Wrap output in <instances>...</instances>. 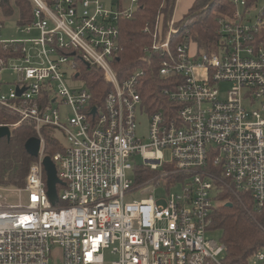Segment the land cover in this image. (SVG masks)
<instances>
[{"label": "built area", "instance_id": "obj_1", "mask_svg": "<svg viewBox=\"0 0 264 264\" xmlns=\"http://www.w3.org/2000/svg\"><path fill=\"white\" fill-rule=\"evenodd\" d=\"M30 1L25 38L5 39L0 20V79L15 82L0 92V109L19 115L14 127L34 124L42 145L24 187L0 186V264H55L58 249L61 264H227L225 244L207 236L222 197L247 201L264 219V0H231L239 10L218 19L219 39L208 50L188 31L181 37L178 0L173 13L146 25L144 53L161 59L171 103L155 112L141 95L145 69L125 79L115 69L124 51L120 23L133 19L138 0ZM81 63L104 73L111 89L102 100ZM222 83L230 85L223 97ZM58 99L73 112L66 122L53 107ZM141 118L149 121L147 143L137 133ZM45 129L67 141L51 157L61 181L56 204L43 166ZM137 156L144 165L133 166ZM139 173L151 178L138 184ZM167 177L183 188L166 204L151 193L126 201ZM249 264H264V250Z\"/></svg>", "mask_w": 264, "mask_h": 264}, {"label": "trees", "instance_id": "obj_2", "mask_svg": "<svg viewBox=\"0 0 264 264\" xmlns=\"http://www.w3.org/2000/svg\"><path fill=\"white\" fill-rule=\"evenodd\" d=\"M47 1L51 5L54 0ZM138 1L139 8L133 19L120 23L124 51L115 63V69L119 72L120 79H125L137 69H145L141 95L147 111L155 112L168 109L171 103L163 96L167 82L159 76L161 59L157 54L144 53V48L151 43V35L144 31L148 23L156 21L160 14L170 11L173 0ZM213 1L214 4L211 5ZM247 1L252 4L256 0ZM13 6L19 10V24L27 25L33 21V3L30 0H0V10L6 17L13 15ZM235 10L231 0H193L189 14L183 17L179 24L180 27L184 25L181 37L188 31L201 49L208 50L219 39L218 19L224 15H232ZM80 71L91 93L102 100L111 89L102 70L81 63ZM19 121V115L7 109H0V125L12 126ZM11 131L10 139L0 141V186L21 188L25 186L30 167L35 161L25 145L31 138L36 137L37 133L34 124L28 122L12 127ZM45 139L48 156L53 157L57 151L63 149L51 136ZM149 178V173H139L136 182L139 184ZM222 201L225 203L215 212L212 228L222 233L221 242L227 248L226 262L249 264L251 258L264 250V219L247 201L243 205L238 204L228 194L222 197Z\"/></svg>", "mask_w": 264, "mask_h": 264}, {"label": "rangeland", "instance_id": "obj_3", "mask_svg": "<svg viewBox=\"0 0 264 264\" xmlns=\"http://www.w3.org/2000/svg\"><path fill=\"white\" fill-rule=\"evenodd\" d=\"M100 3L108 5L109 0H96ZM255 3V2H254ZM254 3L249 5H253ZM192 4L191 0H178L176 5V12H175V18L182 17V15L190 8ZM239 10V7L236 8ZM14 13L10 17H7L4 19V25L5 29L3 32V35L7 39H18V38H25L24 35L20 33V27H19V20H20V13L16 6H13ZM187 14L184 15L187 16ZM3 15L0 13V18H2ZM228 15H224L222 18H226ZM3 19V18H2ZM37 32L33 33V36H35ZM191 53H194L196 50L195 44H192L190 47ZM1 89L0 92L4 94H9L10 90L15 85V82L13 81L14 78L6 77L3 75L1 77ZM228 83H222L220 84V88L222 90V97L225 96L226 90L229 88ZM53 107L59 108L61 110V116L64 119L70 118L73 116V112L69 107H67V104L62 102V99H58L57 103H53ZM148 127H149V121L148 118H141V125L138 127V136L143 139L145 143H147V133H148ZM45 137H52L54 138L58 144H60L62 147L67 144V141L65 139L64 134L59 130L54 129H45L44 131ZM165 156L167 160L170 158V152H166ZM133 166H142L144 165V160L141 156H137L132 161ZM158 176V175H157ZM156 176V177H157ZM129 177L133 180H135L134 174L132 172L129 173ZM182 185H179L177 182V179L175 177H167L162 178L156 181L155 184L152 186L146 187L144 189L138 190L134 195H129L126 198L127 202H132L134 200H141L142 198H145V196L149 195L150 193L154 195L155 199L160 202V204H166V200L171 196V194H180L182 192ZM153 190V192H152ZM225 202V201H224ZM207 236L209 239L214 241H221L222 233L220 230L210 229L208 230ZM220 243V242H219ZM61 250L58 249L55 253V257L57 260L55 264H61Z\"/></svg>", "mask_w": 264, "mask_h": 264}, {"label": "water", "instance_id": "obj_4", "mask_svg": "<svg viewBox=\"0 0 264 264\" xmlns=\"http://www.w3.org/2000/svg\"><path fill=\"white\" fill-rule=\"evenodd\" d=\"M175 0H173L170 13L173 10ZM214 4V1L211 3V5ZM208 8V7H207ZM22 90H18L19 95L22 94ZM12 135V131L9 126H4L0 128V141L2 139H10ZM41 140L37 137L31 138L25 145L27 152L34 158H37L40 154L41 150ZM43 166L44 171L46 173L47 178V187H48V195L50 197V200L53 204H56L58 202V192H57V185L61 184L60 179L58 178V172L55 163L51 159L50 156H47L43 160ZM229 206H233L232 204H229Z\"/></svg>", "mask_w": 264, "mask_h": 264}, {"label": "crops", "instance_id": "obj_5", "mask_svg": "<svg viewBox=\"0 0 264 264\" xmlns=\"http://www.w3.org/2000/svg\"><path fill=\"white\" fill-rule=\"evenodd\" d=\"M192 1V4H191V6H190V8L182 15V17H178V18H176L177 20H179V19H181V18H183L184 17V15L185 14H187L188 12H189V10L191 9V7H192V5H193V0H191ZM130 0H123V3L124 4H126V5H129L130 3ZM12 3H13V1H12ZM13 5H14V3H13ZM106 5V4H105ZM106 6H108V7H111L112 5H111V0H109V2H108V5H106ZM33 9H34V6H33ZM0 13H1V15H3L2 16V18H0V20L1 21H3V23H4V19H6L7 17L6 16H4V14L2 13V11L0 10ZM28 25V24H27ZM5 26V25H4ZM25 25H21V24H19V27H20V33L22 34V35H24L22 32H21V29L24 27ZM5 29V28H4ZM38 35V33L35 35V36H37ZM25 36V35H24ZM26 37V36H25ZM5 39H7V38H5ZM19 39V38H18ZM6 77H10V78H14V77H11V75H6V74H4ZM3 77V76H2Z\"/></svg>", "mask_w": 264, "mask_h": 264}, {"label": "bare ground", "instance_id": "obj_6", "mask_svg": "<svg viewBox=\"0 0 264 264\" xmlns=\"http://www.w3.org/2000/svg\"><path fill=\"white\" fill-rule=\"evenodd\" d=\"M174 12V10H172V13ZM169 13H170V11H169ZM10 127V129L12 128V127H14V126H9ZM39 157V156H38ZM37 157V158H38ZM225 202L224 201H222V205L224 204Z\"/></svg>", "mask_w": 264, "mask_h": 264}]
</instances>
